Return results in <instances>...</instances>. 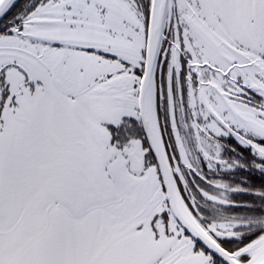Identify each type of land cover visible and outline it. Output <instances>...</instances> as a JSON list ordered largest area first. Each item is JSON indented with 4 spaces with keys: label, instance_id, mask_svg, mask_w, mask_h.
I'll return each instance as SVG.
<instances>
[{
    "label": "snow or ice",
    "instance_id": "1",
    "mask_svg": "<svg viewBox=\"0 0 264 264\" xmlns=\"http://www.w3.org/2000/svg\"><path fill=\"white\" fill-rule=\"evenodd\" d=\"M0 264H264V0H0Z\"/></svg>",
    "mask_w": 264,
    "mask_h": 264
}]
</instances>
